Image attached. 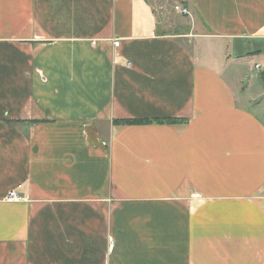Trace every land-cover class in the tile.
<instances>
[{
  "label": "crops",
  "instance_id": "obj_1",
  "mask_svg": "<svg viewBox=\"0 0 264 264\" xmlns=\"http://www.w3.org/2000/svg\"><path fill=\"white\" fill-rule=\"evenodd\" d=\"M173 1L0 0V264H264V0Z\"/></svg>",
  "mask_w": 264,
  "mask_h": 264
},
{
  "label": "rangeland",
  "instance_id": "obj_2",
  "mask_svg": "<svg viewBox=\"0 0 264 264\" xmlns=\"http://www.w3.org/2000/svg\"><path fill=\"white\" fill-rule=\"evenodd\" d=\"M154 6L156 8L160 21L166 22V25H169L168 28L172 32H174V30H176L175 32H179L178 31L179 28H181L182 30L187 29V31L192 28L190 18L187 17L186 15L179 14L175 11L173 0H160V1L154 0ZM242 69H245V67ZM259 84L260 83L258 82L255 83L256 89H259L261 87ZM261 101L264 104V95L261 96L260 99L256 98L255 101L251 103L250 106L255 107Z\"/></svg>",
  "mask_w": 264,
  "mask_h": 264
},
{
  "label": "trees",
  "instance_id": "obj_3",
  "mask_svg": "<svg viewBox=\"0 0 264 264\" xmlns=\"http://www.w3.org/2000/svg\"><path fill=\"white\" fill-rule=\"evenodd\" d=\"M260 76H261V79L264 85V70L261 71ZM150 121L151 120H148V119H114L113 120L115 124H139V123H147ZM180 121H183V120L176 119V118H168V119L161 120V122H167V123H174V122H180Z\"/></svg>",
  "mask_w": 264,
  "mask_h": 264
},
{
  "label": "built area",
  "instance_id": "obj_4",
  "mask_svg": "<svg viewBox=\"0 0 264 264\" xmlns=\"http://www.w3.org/2000/svg\"><path fill=\"white\" fill-rule=\"evenodd\" d=\"M174 9L177 10L182 15H188L189 14L188 8L182 4H175ZM118 44H119V40L114 39L113 45L118 46ZM256 67H257V65H256ZM20 198H22V197L15 190L9 191V193L7 195V199H9V200H18Z\"/></svg>",
  "mask_w": 264,
  "mask_h": 264
}]
</instances>
